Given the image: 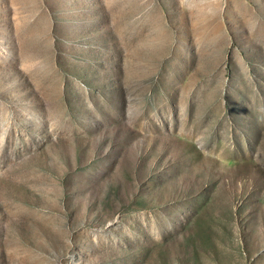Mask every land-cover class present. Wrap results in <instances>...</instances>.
Returning a JSON list of instances; mask_svg holds the SVG:
<instances>
[{
    "label": "rangeland",
    "instance_id": "obj_1",
    "mask_svg": "<svg viewBox=\"0 0 264 264\" xmlns=\"http://www.w3.org/2000/svg\"><path fill=\"white\" fill-rule=\"evenodd\" d=\"M0 264H264V0H0Z\"/></svg>",
    "mask_w": 264,
    "mask_h": 264
}]
</instances>
